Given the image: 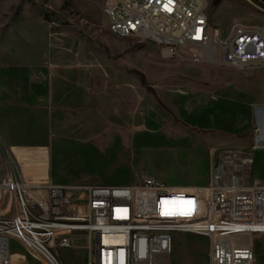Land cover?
<instances>
[{
    "label": "rangeland",
    "instance_id": "1",
    "mask_svg": "<svg viewBox=\"0 0 264 264\" xmlns=\"http://www.w3.org/2000/svg\"><path fill=\"white\" fill-rule=\"evenodd\" d=\"M206 1L210 21L220 26L225 35L234 24H264V0ZM104 2L0 0V68L11 69L10 85L23 95L34 75L43 71L51 76L59 69L110 78L106 87L116 86L111 81L128 78L135 82V106L129 110L112 109L103 116L110 121L96 125L109 132L90 142L77 138L53 149L52 181L128 185L134 183L137 173L147 172L171 184H204L212 147L250 143V130L230 134L247 118L248 112L240 108L243 102H264V67L229 69L177 58L159 59L150 41L119 37L109 31ZM177 89L184 90H178L184 96L190 93L179 100L185 111L191 109L183 114L189 123L178 108L169 104ZM15 96L0 84V99L5 100L0 101V124L7 128L8 143L20 136L15 124L24 113ZM25 101L30 104V97ZM84 118L78 111L66 116L63 113L58 117L57 136L62 139L70 130L76 132ZM127 118L129 122H123ZM99 130L83 135H95ZM13 151L27 179L47 175L46 149L14 147ZM253 176L264 184V149L254 152ZM207 247L206 237L174 232L166 261L208 264ZM10 250L19 256L24 254L14 242ZM61 257L69 264L86 262L83 232L74 234L73 247L63 250Z\"/></svg>",
    "mask_w": 264,
    "mask_h": 264
},
{
    "label": "built area",
    "instance_id": "2",
    "mask_svg": "<svg viewBox=\"0 0 264 264\" xmlns=\"http://www.w3.org/2000/svg\"><path fill=\"white\" fill-rule=\"evenodd\" d=\"M103 14L112 34L150 41L159 59L264 67V24H234L225 35L210 21L205 0H105ZM253 115L250 143L212 147L208 180L199 185L170 184L147 172L128 185L59 184L48 168L46 176L27 179L14 147L0 137V264H69L61 253L79 231L83 264H171L174 232L206 237L208 264H254L264 185L243 183L232 166L233 152L264 148V103ZM34 148L46 149L49 160L47 147ZM11 242L23 256L11 252Z\"/></svg>",
    "mask_w": 264,
    "mask_h": 264
},
{
    "label": "crops",
    "instance_id": "3",
    "mask_svg": "<svg viewBox=\"0 0 264 264\" xmlns=\"http://www.w3.org/2000/svg\"><path fill=\"white\" fill-rule=\"evenodd\" d=\"M12 74L13 72L10 68H0V75L2 76L0 77L1 86L5 87L9 91H12V93L16 95L15 100L17 104L21 106V111H24L23 116H21L15 124L17 132L20 136L13 142L12 140L10 143L6 142V140L10 139V137L8 135L7 128L4 129L2 124H0V137L7 146L47 147L49 156L48 172L51 179L50 162L52 159L53 149L57 145H61L66 141H71L72 139L77 138L81 141L89 140V142L94 139H98L105 133L109 132L106 131L107 128H104V126L102 128L96 126L97 124L105 125L107 121H110L108 118H103L104 115H109V113H111L109 111L112 109L123 108L125 110H129L135 106V82L130 78L121 81H111L110 83L115 84L116 86L106 87L105 85L109 83L107 80L110 78L88 76L82 70L71 71V69H59L57 71L55 70L51 76H48L47 73L44 74L42 71L32 77L29 90L24 91L27 92L26 96L23 95L20 90L10 85V77H12ZM178 90L182 89L174 90V98L169 100V104L178 108L183 116V119L187 121L183 114H188L191 109L189 107V111H185V106H183L179 100L181 101V98L188 97L190 93L184 96L185 93L180 94L178 93ZM28 96L31 100L30 104L25 101ZM0 101L1 103H5V100H2V98ZM254 105L256 104H248L245 102L240 105L242 110L244 109L248 112L247 118L244 121V125L242 124L240 127L233 129L230 135L243 134L251 129L254 120ZM48 106L49 110L47 108ZM76 111H78L80 115L85 116L84 120H81L82 123L78 129L79 131L77 130L75 132L70 130L68 136L66 138L62 137L61 139L56 134L58 129L57 123L59 122L58 117L63 113L66 116L76 113ZM129 120V118H127V120L123 119V122H129ZM98 129H100V132L95 135H83V133L90 131L93 132ZM134 136L135 135H133V137ZM56 140H58L57 144ZM161 180L168 182L164 179ZM55 183L64 184V182ZM175 185L191 184L176 183ZM261 250H263V252ZM253 254L254 264H264V233L258 234L253 238Z\"/></svg>",
    "mask_w": 264,
    "mask_h": 264
},
{
    "label": "bare ground",
    "instance_id": "4",
    "mask_svg": "<svg viewBox=\"0 0 264 264\" xmlns=\"http://www.w3.org/2000/svg\"><path fill=\"white\" fill-rule=\"evenodd\" d=\"M232 148H234V146ZM260 149L264 148H255L253 150L243 149V151L239 153L233 152L232 166L237 167V170L242 173L243 176L241 179L243 183H247L249 179L254 185H264L257 181L253 176L254 152ZM261 229H264V223L261 225Z\"/></svg>",
    "mask_w": 264,
    "mask_h": 264
}]
</instances>
